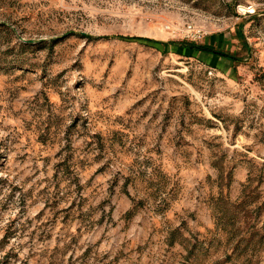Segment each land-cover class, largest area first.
<instances>
[{
    "label": "rangeland",
    "instance_id": "rangeland-1",
    "mask_svg": "<svg viewBox=\"0 0 264 264\" xmlns=\"http://www.w3.org/2000/svg\"><path fill=\"white\" fill-rule=\"evenodd\" d=\"M263 75L264 0H0V264H264Z\"/></svg>",
    "mask_w": 264,
    "mask_h": 264
},
{
    "label": "trees",
    "instance_id": "trees-1",
    "mask_svg": "<svg viewBox=\"0 0 264 264\" xmlns=\"http://www.w3.org/2000/svg\"><path fill=\"white\" fill-rule=\"evenodd\" d=\"M180 45L187 47L189 49H195L198 50L200 52H206L209 54H214L220 57H225L227 59H229L230 61L234 62V63H238L241 60L238 59L237 57L229 54V53H223L214 49H210L207 48L205 46H200L194 42H188V41H183L180 42ZM264 78V75L262 76ZM247 206V202L246 201H242L241 203L235 205L234 208L236 209H240V208H246ZM251 211H247V214H250ZM239 214V213H238ZM238 214L234 213L231 217H229V220H231L228 224H230L231 226L235 227L234 231L232 232V240L234 238H237L238 236L236 234H238V230L240 229V227H237V223H238ZM235 240V245L233 247V255L235 256H241L244 254H247L248 251L252 248L255 249L256 245H264V225L260 230H253L252 232H250L249 234H245L244 236H241ZM254 255V251H252V254ZM231 256H228V259H230ZM253 256L248 260V264H251L253 262Z\"/></svg>",
    "mask_w": 264,
    "mask_h": 264
}]
</instances>
